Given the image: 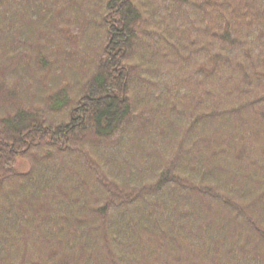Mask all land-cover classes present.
<instances>
[{"label": "trees", "instance_id": "trees-1", "mask_svg": "<svg viewBox=\"0 0 264 264\" xmlns=\"http://www.w3.org/2000/svg\"><path fill=\"white\" fill-rule=\"evenodd\" d=\"M0 264H264V0H0Z\"/></svg>", "mask_w": 264, "mask_h": 264}]
</instances>
